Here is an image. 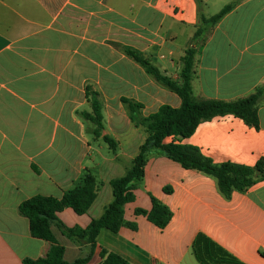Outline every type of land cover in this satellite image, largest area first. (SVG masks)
Listing matches in <instances>:
<instances>
[{
	"label": "crops",
	"instance_id": "0c3cea01",
	"mask_svg": "<svg viewBox=\"0 0 264 264\" xmlns=\"http://www.w3.org/2000/svg\"><path fill=\"white\" fill-rule=\"evenodd\" d=\"M231 3L197 52L192 83L196 97L224 102L264 88V0H0V264L48 254L50 243L34 238L19 213L34 196L61 199L91 173L97 198L88 213L66 209L58 217L66 228H87L103 215L113 201L110 182L127 173L147 139L125 100L143 105L137 121L181 106L126 50L178 80L200 17ZM87 90L99 95L102 137L117 142L116 152L84 117ZM258 114V130L227 116L200 124L183 144L216 164L254 167L264 161V99ZM151 195L173 213L164 230L134 216L151 209ZM135 196L125 219L137 231H102L88 264H100L103 250L129 264H199L192 250L199 235L243 264H264V180L227 200L215 179L154 151ZM52 231L67 262L91 255L89 244L56 225Z\"/></svg>",
	"mask_w": 264,
	"mask_h": 264
},
{
	"label": "trees",
	"instance_id": "16d2710c",
	"mask_svg": "<svg viewBox=\"0 0 264 264\" xmlns=\"http://www.w3.org/2000/svg\"><path fill=\"white\" fill-rule=\"evenodd\" d=\"M235 7L236 3H231L210 18L200 17L191 47L186 50L181 59L183 67L178 80H173L165 75L142 54L126 50L146 69L149 75L176 93L181 98L182 104L179 108L162 106L155 114L137 121V116L143 109V105L124 101L129 105L133 123L137 127L145 128L147 139L127 173L110 182L113 191L112 203L105 209L103 215L99 219L92 220L87 228H66L59 220L58 215L66 209L73 210L79 216L88 213L97 198V181L91 173L85 174L82 183L75 189L66 192L61 199L37 195L22 202L19 206V213L29 219L31 235L51 245L45 257L36 260L26 258L22 264H88L102 231L112 234H118L123 228L137 231L136 223L126 221L125 209L135 202V193L145 178V168L149 156L154 151L179 164L185 170L196 171L215 179L219 192L227 200L231 199L233 193H245L256 183L264 180V161H260L254 167L232 162L216 164L212 159L203 155L200 149L183 144L185 139L195 133L200 124L227 116L243 121L250 128L259 129L258 105L264 99V88L257 89L248 97L231 102L198 98L193 92L192 83L196 74L195 57L197 52L215 26ZM86 93L91 105V112L84 113V117L94 125V135L102 138L109 148L116 152L117 142L109 136L102 137L104 124L102 104L98 93L90 90H87ZM165 192L171 193L172 190L166 188ZM150 198L151 209L136 208L134 216L145 217L157 228L164 230L170 224L173 213L157 198L152 195ZM53 225H56L69 239L89 244L92 249L91 255L67 262L65 247L58 242L54 235ZM192 250L199 264H243L202 235L196 238ZM100 256L102 258L100 264H129L122 256L108 253L105 250L101 252Z\"/></svg>",
	"mask_w": 264,
	"mask_h": 264
},
{
	"label": "rangeland",
	"instance_id": "374dc122",
	"mask_svg": "<svg viewBox=\"0 0 264 264\" xmlns=\"http://www.w3.org/2000/svg\"><path fill=\"white\" fill-rule=\"evenodd\" d=\"M215 11H217V10H213L212 12H213V13H216Z\"/></svg>",
	"mask_w": 264,
	"mask_h": 264
},
{
	"label": "built area",
	"instance_id": "2783aa9c",
	"mask_svg": "<svg viewBox=\"0 0 264 264\" xmlns=\"http://www.w3.org/2000/svg\"><path fill=\"white\" fill-rule=\"evenodd\" d=\"M152 264H157V263H152Z\"/></svg>",
	"mask_w": 264,
	"mask_h": 264
}]
</instances>
